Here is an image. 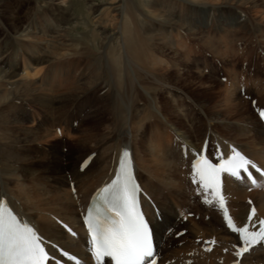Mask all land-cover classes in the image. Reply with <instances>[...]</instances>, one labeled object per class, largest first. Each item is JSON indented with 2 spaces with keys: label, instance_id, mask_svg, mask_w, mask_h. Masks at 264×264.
<instances>
[{
  "label": "bare ground",
  "instance_id": "6f19581e",
  "mask_svg": "<svg viewBox=\"0 0 264 264\" xmlns=\"http://www.w3.org/2000/svg\"><path fill=\"white\" fill-rule=\"evenodd\" d=\"M140 1L141 5L135 0L114 1L115 5L109 3L110 14L107 19L103 17L106 21L98 29L100 51L94 56L97 64L94 62L93 69L87 75L83 73L65 95L55 98H52V89L45 86L49 82L42 79L43 85H38L32 79L39 72L33 66L54 61L52 55L56 52L49 49L44 38L42 39L50 26L37 27L28 19L22 22L15 19L13 12L7 15L10 31L2 34L3 39L21 38L19 40L22 41L23 38L32 37L35 43L29 47L27 62L22 64L17 61L11 64L5 60L4 54L8 53L12 44L5 43L0 47V64L9 68L1 69L4 82L7 81L14 87L0 92V106L8 105L7 108L0 109V200L42 238L52 258L49 264H94L81 220L94 191L115 174L120 152L127 148L141 186L142 208L153 229L157 264H264L262 245L253 246L244 255L236 256V251L242 246L238 234L227 227L223 211L218 206L205 202L210 197L203 194L193 182L191 171L192 160L198 157L205 140H209V144H214L215 147L219 146L220 152L226 153L231 147H235L246 154V159L251 163L256 162L264 171V138L254 137L259 131L264 136V126L261 124V130H257L249 124L252 121L241 119L242 122L236 124L238 130L231 134L229 130L230 135L226 138L215 127L214 120L222 117L218 111L205 112V118L193 116L188 124L184 119L178 118L179 113H176L177 107L182 106V103L175 104L164 97L165 102L159 103V109L156 110L152 104L156 91L164 85L173 86L180 94L186 89L184 84L181 85V77L186 71L184 67L191 60V53L184 48V52H178L182 49L179 47L178 50H172L175 44L169 34L179 30L187 40L188 34L197 35V29H200L198 24H207L208 13L217 12L220 23H225L227 18L230 22L241 20V14L225 16L221 8L226 6L221 5L213 10L206 5L213 0H173L172 4L168 2L170 0ZM44 2L60 9V13L53 17L55 22L68 13L67 0ZM224 2L233 3L231 0ZM241 2L258 11L264 20V0ZM225 3L223 4L226 5ZM234 5L237 6L236 3ZM42 6L43 2L39 7ZM162 6H166L165 10ZM143 7L149 9L148 14L144 13ZM95 11L97 19L102 15L107 16V12L102 14L101 9ZM154 12L156 14L150 16L149 13ZM108 24L113 27L112 30H108ZM154 29L158 32H153ZM223 36L225 40L230 37L227 32ZM84 37L81 52L88 55L92 52L88 41H93L95 34L91 31ZM206 44L208 49L219 53L209 43ZM82 53L80 54L83 55ZM164 61L178 67L162 71ZM198 76L203 78L205 75L201 73ZM100 84L101 87L108 86V91L102 97L113 111L111 130L106 131L104 136L101 135L102 139L96 140V143L88 146L85 145L86 142L81 143L82 153L78 156V165H74L72 151L61 152L56 147L46 149L43 146V155L39 142L54 139V133L58 130L62 133L64 121L68 122L71 118V125L65 131H74L76 115L74 116L75 112L70 115L67 110L69 103L82 93L84 87H98ZM239 87L234 92L230 89L225 91V110L244 118L242 114L245 110L240 103ZM169 91L172 96L177 94L170 88ZM190 98L199 107L206 106L201 98L191 94ZM138 100L144 101L142 106L138 105ZM11 101H15V106ZM31 104L39 110L40 124L33 122L35 118L32 110L26 114V107ZM139 113L142 116L136 119ZM153 121L156 134L153 133ZM237 137L251 139L252 149H245L237 142ZM152 142H156L158 146L154 147ZM32 145L37 148L33 147V152H30ZM88 155L92 156L91 160L86 168L81 169L80 164ZM253 176L255 186L264 184V176L256 169ZM223 181L222 193L234 224L237 227L248 225L250 231L258 230L259 221L264 219V187L250 193L251 189L248 187H251L252 182L242 173L240 177L225 175ZM71 187H74V192ZM244 200L252 202L257 208L252 221L248 220L252 211ZM189 212L193 214L188 215ZM73 232L75 236L72 235ZM209 248L211 251L207 250Z\"/></svg>",
  "mask_w": 264,
  "mask_h": 264
},
{
  "label": "rangeland",
  "instance_id": "374dc122",
  "mask_svg": "<svg viewBox=\"0 0 264 264\" xmlns=\"http://www.w3.org/2000/svg\"><path fill=\"white\" fill-rule=\"evenodd\" d=\"M114 1L118 2L119 0H67L68 13L66 12L65 14L66 18H60L56 22L53 17L60 13V9L54 4H45L44 0H2V3L0 1V47H3L5 43L12 44V48L9 49L8 53L4 54L5 60H8L11 64H15V61L20 64L26 63L29 55V47L33 46L35 43L34 38L32 37H29L31 40L29 38H23L22 41L24 42L19 40L21 38H18V40H13L11 38L7 40L3 39L4 33L10 31L7 23V15L10 12L15 14V19H20L22 22L28 19L37 27L50 26L47 35L42 36V39L44 38V43L46 41V45L49 46V49H54L53 51L56 52L57 55L56 53L53 54L54 52L52 53L53 55L51 54L54 56V61L50 63L51 65L48 63L35 65V63H33V65L36 66L33 67L39 72L35 76L33 75L32 79H34L33 81L38 85H41L43 80L49 82L45 86L52 89L50 90V92L52 91V98L65 95L70 88H73L76 85L75 83L83 73L87 75L90 69H93L94 62L96 63V57L94 56L98 55L100 51V49H98V44L100 43V33H98L99 25H102L106 21L105 19L108 18L111 9L108 7L109 3L115 5L113 3ZM135 1L141 5L140 0ZM171 1L173 0L168 2L172 4L173 2ZM231 1L233 2L231 3L232 6L231 4H226L224 0H213L211 4L206 5L213 10L221 5L226 6L221 8V11H223L225 16L233 13H240L241 20L230 22L227 18L226 21L224 20L225 23H220L217 18L218 15H216L217 12H211L208 13L207 24L205 26L203 25L204 23L202 25H197L200 26L198 27L200 29H197V35L188 34L186 37L187 40H185L183 38L185 35L179 30L169 34L175 44L172 50H176L179 47L182 49L184 48L189 54L191 53V60L184 67L186 71L181 77V85L184 84L186 89L183 91V94H180V92H178L173 86L164 85L160 90L156 91V94L153 96L155 101L152 103L156 110L160 108L159 103L163 104L165 102V98L170 99L175 104L178 102L182 103V106L177 107L178 110L176 113H179L178 118L184 119V122L188 124H190L188 120L193 116H204L203 118H205V112L218 111L222 117L221 119L214 120L216 124L215 127L218 129V132L226 138H228L231 133L238 130L236 124L242 122L240 121L241 119L247 118L245 121H252L249 124L257 130H261V122L257 117L256 108L264 103V20L261 19V15L258 11H255L254 9L252 10L247 4L242 3L241 0ZM42 2L44 6L39 7ZM90 3L94 4L91 5ZM234 3H236L237 6L234 5ZM162 8L165 10L164 8H166V6H162ZM181 8L182 6H180L179 9ZM96 9L103 10L102 14H106L107 12V16L101 14L102 17L100 16L97 19V17H95ZM160 10L162 9L160 8ZM143 11L148 14L149 9L143 7ZM149 14L150 16H154L153 14H156V12ZM103 17L106 18L104 19ZM107 27L109 28L108 30H112L113 28L109 24ZM91 31L95 34V38H93L94 40L88 41V47L92 49V52H89L92 54L90 55L88 53L87 55L86 53L85 55L81 52L84 47V36ZM153 32L158 31L154 29ZM226 32L227 36H230L227 40H225V36H223ZM205 41L209 43V46H212V49L219 51V53H215L211 49H208L209 47H207ZM182 49H179L178 52H184V49ZM42 53L43 51L40 52L41 55ZM159 59L160 55L157 57V60ZM162 66H164L162 71H169L174 67H178L169 61H164ZM37 67L40 68L37 69ZM1 69L8 70L9 68L8 66L0 64V92L14 89V87H11L7 81L4 82ZM35 70L33 69L32 72ZM201 73L205 75L203 78H199L198 76V74L200 75ZM91 87L92 85L84 87V91L80 88L83 94L81 93L77 96L67 107V110L70 111V115L73 112L76 113H74V116L76 115V118L74 119V131H68L69 133L65 131L66 128L71 125V118H69L68 122L64 121L65 125L62 133L58 130L54 133V139L49 138V140L45 142H39V145L41 146L40 151H43V155H45L43 146L44 148L46 147V149H50L53 146L61 150V152L62 150L63 152L72 151L73 158H75L74 165H78V156L82 153L81 143L86 142L85 145L87 146L94 142L96 143L98 140L102 139V136H104L106 131L109 132L111 130L114 118L113 111L110 106L107 105L108 103L105 101L104 97H102L108 91V86L101 87L100 84L98 87ZM238 87L240 90V103L243 106V110H245L243 112L244 114H242L244 118L225 110L227 105L225 98L227 92L225 91L230 89L234 92L238 90ZM251 87L253 89H251ZM169 88L174 90L175 93L177 92V94L172 96ZM190 94L201 98L206 106L199 107V104H196L194 100H191L192 98H190ZM10 103L15 106V101H11ZM137 103L139 106H142L144 101L138 100ZM4 106H0V109L2 107H8L6 104ZM31 110L33 111L32 115L35 118L33 122L35 124H40L39 121L41 120V116L38 114L39 110L34 104H31L26 107V114ZM158 115L160 116V113H158ZM141 116L142 114L139 113L136 119H140ZM29 117L33 118L32 116ZM243 123L248 122L243 121ZM153 124V127L155 128V121H153ZM229 130L231 131L230 134H228ZM156 132L155 128V132L153 133L156 134ZM254 137H260L261 139L264 138L260 131L257 133V136ZM242 138L237 137L235 139L237 142L241 143L245 149L247 148V150H251V145L253 144L251 139L248 140ZM152 145L154 147L158 146L156 142H152ZM33 147L37 148L36 145H32V148L30 147V152H33ZM261 188L262 186H251L249 187V189H251L250 193L254 190H261ZM246 202L249 206L252 204V202L248 200L245 201V203ZM252 205L254 206V204Z\"/></svg>",
  "mask_w": 264,
  "mask_h": 264
},
{
  "label": "snow or ice",
  "instance_id": "6c2138e0",
  "mask_svg": "<svg viewBox=\"0 0 264 264\" xmlns=\"http://www.w3.org/2000/svg\"><path fill=\"white\" fill-rule=\"evenodd\" d=\"M260 115L264 118V112ZM249 166L255 167L238 152L228 159L222 157L219 163H212L203 150L192 164L193 182L210 197L205 202L223 211L227 227L237 233L242 242L235 253L237 257L249 252L253 246L264 244V220L259 221L256 231H250L248 225L237 227L234 224L220 191L221 174L240 177L242 172L247 173V178L255 184ZM139 191L129 153L124 150L115 178L100 190L96 197L99 203L87 214L91 252L97 264H104L105 258L114 264H157L149 226L137 198ZM254 215L253 208L248 220L252 221ZM72 235L76 234L73 232ZM207 250L211 251L210 248ZM51 259L34 228L22 223L0 200V264H49Z\"/></svg>",
  "mask_w": 264,
  "mask_h": 264
}]
</instances>
